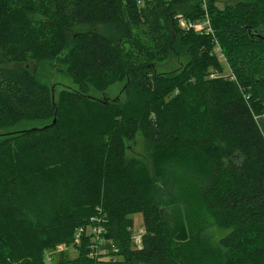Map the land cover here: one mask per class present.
Instances as JSON below:
<instances>
[{
  "label": "trees",
  "instance_id": "trees-1",
  "mask_svg": "<svg viewBox=\"0 0 264 264\" xmlns=\"http://www.w3.org/2000/svg\"><path fill=\"white\" fill-rule=\"evenodd\" d=\"M207 3L214 35L180 24L201 0H0V128L49 120L0 138V264H264V42L247 30L264 0ZM57 58L78 87L55 100L29 65ZM138 132L152 172L126 157Z\"/></svg>",
  "mask_w": 264,
  "mask_h": 264
},
{
  "label": "rangeland",
  "instance_id": "rangeland-1",
  "mask_svg": "<svg viewBox=\"0 0 264 264\" xmlns=\"http://www.w3.org/2000/svg\"><path fill=\"white\" fill-rule=\"evenodd\" d=\"M224 5L225 0H220ZM88 29L87 26H77L73 28V32L83 31ZM95 29L105 31L104 26H97ZM187 59L185 54L179 56H172L169 59L159 62L157 64L158 72H170L177 67L181 66ZM221 65L223 66V74L229 75L230 68L224 58H220ZM31 69L35 72L37 78L48 87L55 100H58L60 93L63 90H76L77 85L73 78L67 71V65L62 58L45 59L36 62H30ZM125 81L114 83L105 91H93L92 94L101 100L109 99L113 101L116 98H123V89ZM49 123V120H22L14 125L0 128V138L15 131L31 129L34 127H41ZM126 157L129 160L137 162L143 169H149L152 172L156 168L158 162L157 147L150 143L141 132H138L132 139H127L126 142ZM133 226L131 227V244L132 246H143V235L146 232L144 216L142 213H134L131 215ZM227 231L219 230L217 227H212L211 236L213 240H218L220 236ZM75 254V252H73ZM71 256H75V255Z\"/></svg>",
  "mask_w": 264,
  "mask_h": 264
},
{
  "label": "built area",
  "instance_id": "built-area-1",
  "mask_svg": "<svg viewBox=\"0 0 264 264\" xmlns=\"http://www.w3.org/2000/svg\"><path fill=\"white\" fill-rule=\"evenodd\" d=\"M140 1H143V0H140ZM201 1H202L203 8L206 10L205 17L200 21L193 22V21L187 19L186 17L182 16L180 19V24L184 28H194L196 31H205L207 33H211L212 35H214L215 31H214V28L212 26L209 14L207 12L208 0H201ZM217 46L218 47L216 49L220 50L218 43H217Z\"/></svg>",
  "mask_w": 264,
  "mask_h": 264
},
{
  "label": "water",
  "instance_id": "water-1",
  "mask_svg": "<svg viewBox=\"0 0 264 264\" xmlns=\"http://www.w3.org/2000/svg\"><path fill=\"white\" fill-rule=\"evenodd\" d=\"M247 30L251 39L264 42V30L252 27H249Z\"/></svg>",
  "mask_w": 264,
  "mask_h": 264
}]
</instances>
